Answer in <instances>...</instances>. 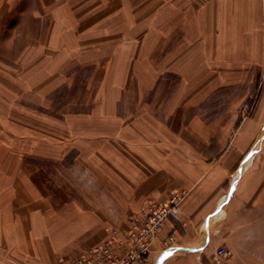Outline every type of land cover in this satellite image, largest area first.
Here are the masks:
<instances>
[{"label": "crops", "instance_id": "crops-1", "mask_svg": "<svg viewBox=\"0 0 264 264\" xmlns=\"http://www.w3.org/2000/svg\"><path fill=\"white\" fill-rule=\"evenodd\" d=\"M6 45L22 53L0 94L18 99L16 123L0 109V264H66L180 189L136 264H206L221 246L264 264V0H0ZM43 115L65 135L30 153L22 133L47 128L25 117ZM43 160L63 178L76 165L81 197L40 190Z\"/></svg>", "mask_w": 264, "mask_h": 264}, {"label": "rangeland", "instance_id": "rangeland-1", "mask_svg": "<svg viewBox=\"0 0 264 264\" xmlns=\"http://www.w3.org/2000/svg\"><path fill=\"white\" fill-rule=\"evenodd\" d=\"M5 47L6 48H1L4 51L0 50V65H2V64L4 65V67L2 68L3 74H0L1 75L0 76V94H2V92L5 93V91L2 88L4 86V78H5V81L8 82V76L4 75V74H8V64H13L12 61H14V64H17V60L20 58V54L22 53V52L18 53V50H13L12 47H10L9 45H6ZM25 55H26V52H25ZM43 84L44 83H42L41 85L43 86ZM46 85L48 87V83H46ZM73 88H74V90L80 89L79 84H77V85L74 84ZM68 93H71V92H68ZM73 93L75 94V92H73ZM77 93L75 95H77ZM64 96H65V92L61 91L60 92V98H58V100H55L53 105L56 106L57 108H61L63 102L65 101V100H62V97H64ZM43 101L45 102L46 100H43ZM68 101H71V98H69ZM0 109L4 112L3 115H5V116L1 117V118H3L4 121L7 120V122H8V119H9V123H16V120H18V114L16 113V111L18 110V99L13 100V104H11V108H10L8 100H6V99L1 100L0 99ZM52 118L53 117L49 116V115H46V116L43 115L40 120L34 119L33 116H29L28 118L25 117V119H28L30 122H40L42 127L47 128V130L42 131L39 128L34 127L38 131L34 132L31 130H25L24 133H22L24 135V142L26 144L25 149L28 150L30 153L37 151V147L35 145V144H37V141H38V143L40 141L41 144H44V140H43L44 138L49 139V136H53V135L56 136L58 134L60 135V137L65 135V132L62 130H58L55 132L53 130L52 131L48 130L52 126L50 124ZM0 124H2V122H0ZM7 133H8V131H7ZM43 153L48 155L49 150L46 149L43 151ZM24 155H25V157L28 156L27 153ZM28 158L31 159L32 157H28ZM57 161H59V160H57ZM41 162L42 163H41L40 169L37 170V173L35 176V178H36L35 181H36V183L38 182V184L40 185V190L47 193L48 196H50V194H51L52 197L54 198V200L56 199V200L61 201V202H63L65 199H68L70 197L73 199L81 197L80 190H82V188H86L85 185L87 183H84V182H86L85 180H82L81 178L76 177L77 172H79V171H77L78 168L76 165L73 166V168H72L74 176H72L71 178H63V177L56 174V171H62L64 168L63 165H61L62 164L61 161L58 162L61 164L59 165V168H57V169H52V167H50V165H49L50 164L49 161H47V160H43ZM26 170H27V168H26ZM89 186H90L89 189H91V190L96 189L94 183H92V186L91 185H89ZM12 188H14V186ZM66 190H70L69 193H67ZM174 192H184L183 193V199L179 205V210L177 211V212H179L181 210L182 203L184 202V200L186 199V197L188 195V191L186 189H180V190H176ZM168 199L169 198H167L165 201H167ZM153 202H155V199L150 200L148 203H153ZM156 202H158V201L156 200ZM142 212H143V209H141L134 218H136V217L138 218L139 216L141 218H143ZM177 212L171 213L170 215H168L166 223L169 220L170 216L173 214H176ZM133 222H132V225H133ZM166 223H165V225H166ZM165 225H164V227H165ZM128 229L129 228H113L111 230V232L109 233V235L101 243L110 239L113 236L114 230H118L119 237L121 239H123L125 237V233H126V231H128ZM162 230L163 229H161L159 234H161ZM158 237H159V235H157L154 238V240L152 241V248H153V245H154V243ZM173 241H174V237L172 234L163 238V244L165 245V247L172 244ZM87 248H84V250ZM152 248H151L150 253L152 252ZM84 250H82L81 252H83ZM150 253L146 257H148L150 255ZM75 257H73V258H75ZM71 260H69L66 264H68ZM136 263L137 262L134 261V264H136Z\"/></svg>", "mask_w": 264, "mask_h": 264}, {"label": "built area", "instance_id": "built-area-1", "mask_svg": "<svg viewBox=\"0 0 264 264\" xmlns=\"http://www.w3.org/2000/svg\"><path fill=\"white\" fill-rule=\"evenodd\" d=\"M183 193L173 192L167 201L148 203L143 208V218H134L133 225L123 239L119 237L118 230H114L110 239L88 247L68 264H134V261H144L168 215L179 210ZM231 255V249L221 246L206 264H229Z\"/></svg>", "mask_w": 264, "mask_h": 264}, {"label": "bare ground", "instance_id": "bare-ground-1", "mask_svg": "<svg viewBox=\"0 0 264 264\" xmlns=\"http://www.w3.org/2000/svg\"><path fill=\"white\" fill-rule=\"evenodd\" d=\"M256 118V117H255ZM259 123V122H258ZM262 123V122H261ZM260 124V123H259ZM261 126V125H260ZM262 127V126H261ZM23 182V181H22ZM163 229V228H162ZM158 235H160V234H158ZM168 239V238H167ZM169 240V239H168Z\"/></svg>", "mask_w": 264, "mask_h": 264}, {"label": "snow or ice", "instance_id": "snow-or-ice-1", "mask_svg": "<svg viewBox=\"0 0 264 264\" xmlns=\"http://www.w3.org/2000/svg\"><path fill=\"white\" fill-rule=\"evenodd\" d=\"M213 215H215V213H213ZM168 255H171V253H168Z\"/></svg>", "mask_w": 264, "mask_h": 264}]
</instances>
